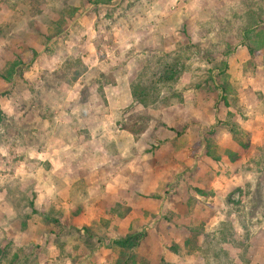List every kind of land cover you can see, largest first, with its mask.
Masks as SVG:
<instances>
[{
	"label": "rangeland",
	"instance_id": "374dc122",
	"mask_svg": "<svg viewBox=\"0 0 264 264\" xmlns=\"http://www.w3.org/2000/svg\"><path fill=\"white\" fill-rule=\"evenodd\" d=\"M94 1L0 0V264H118L128 255L109 246L134 232L137 264H264V0ZM17 56L30 64L8 83ZM217 74L215 108L199 88ZM168 107L189 118L174 134L199 139L196 166L127 234L114 220L127 203L87 207L127 186L129 155L165 143ZM84 226L103 242L91 256Z\"/></svg>",
	"mask_w": 264,
	"mask_h": 264
},
{
	"label": "crops",
	"instance_id": "0c3cea01",
	"mask_svg": "<svg viewBox=\"0 0 264 264\" xmlns=\"http://www.w3.org/2000/svg\"><path fill=\"white\" fill-rule=\"evenodd\" d=\"M110 98L111 97L107 95L109 103L111 102ZM184 115L183 111L178 107L166 108L162 114L163 123L166 125V128H168L167 132H163L166 136L164 140L165 143H162L153 153L151 151L143 157L129 155L126 166L120 164L119 166H121V169L116 173L117 180L119 179L118 175H120V173H122L121 175L125 178H129L127 186H125V182L119 186V181L115 182L116 184H107L104 193L95 195V197L99 196V206L97 207V205L92 204L87 208H99V216L102 217L104 216L107 204H111V202L127 203L126 205L131 209L129 216L125 219H119L117 217L114 219L117 226L120 227L126 225V221H128L127 234L130 232L129 230L131 227L137 226L136 221L133 219L137 217L142 219V213L155 215L160 214L163 209H170L172 202L176 198L178 199V195L183 193V188H173L172 191L174 196L172 200L169 198L170 195L166 194L167 190H169V184L170 188H172L174 186H171L173 183L176 184L179 182L185 174L190 173V169L196 166V162L193 157L189 156V152H191V147L199 140L197 136L192 134V130L185 135H181V137H179L177 133L176 135L174 134L175 131L173 128L175 125L182 124L183 120L188 121L189 118L185 119L187 115ZM207 116L208 120L212 118L210 113H208ZM190 119H194V116H191ZM167 133L171 134L167 135ZM160 134H162V131H160ZM129 137L131 136L129 135ZM128 140H130V138H128ZM130 144L131 146H129ZM137 144L138 142H136L135 139L129 142V152L130 149L132 150V148L137 147ZM117 157H119V154ZM125 170L127 173H124ZM164 190L165 193L163 192ZM105 194L106 198H104ZM114 195H117V199L108 201L109 197L114 199ZM190 195L192 196V194ZM124 221L125 223L122 224ZM142 221L144 222L143 219ZM97 255L99 259V254Z\"/></svg>",
	"mask_w": 264,
	"mask_h": 264
},
{
	"label": "trees",
	"instance_id": "16d2710c",
	"mask_svg": "<svg viewBox=\"0 0 264 264\" xmlns=\"http://www.w3.org/2000/svg\"><path fill=\"white\" fill-rule=\"evenodd\" d=\"M112 0H96L92 3L94 4H106L111 2ZM261 24H255L253 25V27H251L250 29H246L247 31V37L249 38V40L251 41L250 38V33L251 32H256L258 29H260ZM264 29V28H263ZM261 35H264V31L262 32ZM249 53L251 56L254 57L256 51H258V48L256 46L254 47H248ZM35 55L37 54L36 52H34ZM32 61H34V57L32 58ZM30 64V61L26 63V61L24 60V58L17 56L16 60H14L12 63H10L7 68L5 69V71L2 74V78L7 81L8 83H10L11 81L14 80V78L16 76H18L19 73H21L22 69L26 66ZM225 65H222V68L220 69L219 72L222 73V75H226L225 73ZM223 69V71H222ZM172 79V78H169ZM168 81V80H165ZM207 83V84H206ZM205 86H200V90H202L201 92H203V94L207 97V99L209 101H213V105L216 108L218 106V104H220V100H223L225 103L227 101V97H226V86L223 85L220 82V74H217L216 77H213V75H209L208 79L206 80ZM133 91V97L135 100L140 101L141 103L145 104L148 106V104L146 103L145 100H143L140 95L136 92V90H132ZM216 93L218 94V98H216ZM215 97L216 99L213 100L212 98ZM6 117L5 114L2 112L1 110V106H0V122L5 121ZM134 133V132H133ZM241 146H245V145H241ZM208 151H207V156H212V153L210 151V147H207ZM32 207H33V212L34 213H38L37 210L34 208V203H32ZM78 234H83V236L85 237V245L87 247V249H89L87 251V255L91 256L93 255L96 251H98L100 249L101 244H103V242L101 241V239L99 240H95V234H94V228L93 226H84L81 229H74ZM147 233L146 232H134V233H130L122 238H118L116 240H113L111 245L109 247L111 248H115L117 250H121L123 255L127 253L128 257H126V259L122 262L121 260L118 261V264H137L135 262V253L134 251L136 249L139 248L141 242L146 238ZM178 248L177 247H173V250L176 251ZM1 254V251H0ZM133 262V263H132Z\"/></svg>",
	"mask_w": 264,
	"mask_h": 264
}]
</instances>
